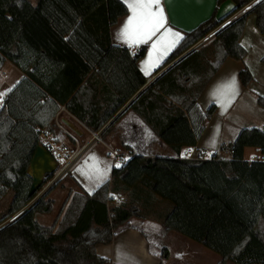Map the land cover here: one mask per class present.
<instances>
[{
    "label": "trees",
    "instance_id": "obj_1",
    "mask_svg": "<svg viewBox=\"0 0 264 264\" xmlns=\"http://www.w3.org/2000/svg\"><path fill=\"white\" fill-rule=\"evenodd\" d=\"M232 1L235 8L223 19L213 16L187 32L163 64V68L172 66L142 90L149 79L137 64L146 48L134 54L130 48L112 46L110 40V28L128 14L120 0H39L37 6L29 0H0V71L7 61L20 65L28 53L43 54L69 70L79 68L83 64L80 53L64 39L61 23L66 20L74 30L82 26L92 36L97 34L100 70L115 60L126 76L110 110L89 120L76 106L79 92L71 89L61 99L47 94L33 73L6 96L0 109V193L12 192L13 199L0 216V264H110L97 254L96 247L110 244L115 232L132 219L160 223L167 233L188 238L218 254L220 264H264V162L244 158L246 148L264 154V130L243 129L233 144L222 149L231 152L228 161L216 155L210 160L182 157L183 149L197 146L217 110L212 105L207 112L201 111L200 96L227 60L243 62L247 56L240 40L250 15L255 16L264 35L261 0L220 30L210 45L195 48L255 0ZM84 68L91 70L88 65ZM240 79L244 87L254 80L247 67L240 72ZM25 90L33 96L30 102L22 98ZM135 96L129 110L176 157L133 154L113 170L111 182L93 195L83 190L73 195L65 211L68 198L53 225L39 222V216L53 213L55 202L50 194L57 187L33 202L37 194L31 196L29 168L40 146L39 130L54 128L60 105H66L87 127L99 131ZM258 103L264 107L263 98ZM117 196H125L126 201L110 206ZM168 259L169 252L163 249L162 264Z\"/></svg>",
    "mask_w": 264,
    "mask_h": 264
},
{
    "label": "crops",
    "instance_id": "obj_2",
    "mask_svg": "<svg viewBox=\"0 0 264 264\" xmlns=\"http://www.w3.org/2000/svg\"><path fill=\"white\" fill-rule=\"evenodd\" d=\"M29 1L33 6H37L39 2L36 0L37 3L34 4L33 0ZM120 1L125 4L124 0ZM259 1L261 0H255L227 19L213 31L214 34L246 14ZM162 6L168 20L165 27H171L174 32H179L183 38L187 32L192 31L213 16L216 17V20H221L235 8L232 0H162ZM129 15L128 9V14L121 17L110 28V40L112 46L118 48H130L132 51L136 47L146 48L145 56L137 64L139 71L149 79L147 85L142 89L144 90L172 66L171 64L163 68L167 57L183 39L175 44H173L174 38L170 34L161 39L164 33L162 28L147 43L129 46L128 43L118 37V33ZM65 21L63 24L61 23L64 28V39L80 53L83 64L79 68L69 70L65 65L52 63L43 54L40 56L28 53L25 55V61L21 62L20 65L10 61L5 63L0 71V93L6 92L7 94L2 99L5 98L11 92L8 91L9 89L13 90L27 75L33 73L41 81L47 94H56L61 99L65 98L71 89L76 90L75 94L79 92V101L76 106L81 113L88 116L89 120L92 116H100L110 110L112 104L119 98L118 88H123L126 76H124L123 71L116 67L115 60L108 62L104 69L100 70L99 64L102 58L99 56L97 34L92 36L82 26L74 30L68 27V23ZM68 21L71 22L70 19ZM67 29L69 30L67 31ZM240 43L247 50L245 60L243 62L227 60L198 100L199 108L203 112H207L212 105H215L217 109L214 116L207 122L205 132L197 146L193 147L195 156L201 155L203 160H210L215 155L219 160H231V152L228 149H222L233 144L243 129L259 128L264 130V107L258 103L259 98L264 99V72L259 70L260 74L257 75L254 63L256 56L262 58V62H264V35L257 28L254 15L248 17ZM153 44L156 45L155 48L152 47ZM31 62L36 66L30 65ZM86 65L91 67L89 72L84 68ZM245 67L255 76L248 87H244L240 79V72ZM23 68L26 71H23ZM145 70L148 71L147 75ZM83 74L88 75H85L81 85H77ZM232 77H235L236 80L237 94H229L230 102L225 101L222 104L214 93L226 85ZM25 92L22 98L26 102H30L33 96L28 90ZM48 97L51 98L50 95ZM135 98L136 96L128 101L103 127L102 139L104 144H94L88 147L64 177L69 182L65 181L61 184L68 188L69 192H67L58 212H56V208L66 190L56 187L50 194V198L55 202V209L49 215L39 216V222L46 226L53 225L68 198L65 211L73 195L82 193V190L93 195L105 183L111 182L113 170L117 168L115 165L119 163L113 157L112 152L129 155V159L133 154L147 158L176 157L174 151L164 144L138 115L129 110V106ZM61 107L66 108V105H60ZM60 110L57 115L63 120L64 125L77 136L82 146L85 145L91 138L90 133L74 120L77 117L71 114L67 108L66 110L74 118L70 117L67 112L60 113ZM77 120L81 122L79 119ZM81 123L93 131L85 123ZM186 150V148L182 150V157L184 158ZM259 155H262V152L256 148H246L244 152V158L249 162L253 161L254 156ZM248 156H252L251 159ZM90 157L98 158L101 169L112 166L107 172L106 178L100 181L88 179L81 171H77V169L93 171L88 167L94 164V161L89 159ZM195 159L196 157H194ZM125 201V196H117L110 204L117 206L120 202ZM64 213L61 215L59 223ZM47 220L51 221L47 222ZM163 249H167L169 252V259L163 264H220L221 262V257L218 254L188 238L175 233H167L162 225L154 220H130L127 225L120 227L115 232V237L110 244L98 245L96 252L100 257L109 260L110 264H162Z\"/></svg>",
    "mask_w": 264,
    "mask_h": 264
},
{
    "label": "snow or ice",
    "instance_id": "obj_3",
    "mask_svg": "<svg viewBox=\"0 0 264 264\" xmlns=\"http://www.w3.org/2000/svg\"><path fill=\"white\" fill-rule=\"evenodd\" d=\"M124 3L128 7L130 15L121 31L118 33V37L128 43L129 46L147 43L148 40L156 35L162 28L164 29V33L161 39H163V36L169 34L174 38L173 44L183 39V36L179 32H174L171 27H165L168 20L165 9L162 6V0H124ZM152 47L155 48L156 45L153 44ZM145 74H148L147 70H145ZM8 91H11V89ZM237 91L235 77H232V79L226 85L218 89L214 95L224 104L225 101L230 102L229 94L235 95ZM6 94V92L0 93V107L3 106L2 97ZM89 159L94 161L93 165L88 166L90 169H93V171H85L84 169H77V171H81L88 179L100 181L106 178L107 172L112 166L101 169L99 167L98 158L90 157ZM115 167L119 168L121 165L117 164Z\"/></svg>",
    "mask_w": 264,
    "mask_h": 264
},
{
    "label": "built area",
    "instance_id": "obj_4",
    "mask_svg": "<svg viewBox=\"0 0 264 264\" xmlns=\"http://www.w3.org/2000/svg\"><path fill=\"white\" fill-rule=\"evenodd\" d=\"M134 54H139L141 52L140 47H136L133 50ZM6 97L2 99V105L4 104ZM61 112H67L68 115L74 118L65 107L60 108ZM76 120L80 125H82L91 135L90 140L85 144L81 145L80 141L78 140L77 136L74 135L67 126L64 125L63 120L60 118L59 115L56 116L54 120V128L46 127L39 130V145L44 147L54 161L57 164V170L51 176L37 196L34 198L33 202L37 201L40 197L50 191L59 181H61L67 173L70 171L72 166L80 159L83 152L90 146L94 144H104L102 135H103V128L99 131H90L87 129L81 122ZM186 151L185 158L194 159L196 160L202 159V156H195L194 148H188ZM113 157L118 162L123 163L129 155H122L117 152H112ZM253 161H260L264 162V154L259 156H254Z\"/></svg>",
    "mask_w": 264,
    "mask_h": 264
},
{
    "label": "water",
    "instance_id": "obj_5",
    "mask_svg": "<svg viewBox=\"0 0 264 264\" xmlns=\"http://www.w3.org/2000/svg\"><path fill=\"white\" fill-rule=\"evenodd\" d=\"M56 170L57 164L54 159L44 147L39 146L29 168V175L33 180L31 196L40 192L47 180L53 176Z\"/></svg>",
    "mask_w": 264,
    "mask_h": 264
},
{
    "label": "rangeland",
    "instance_id": "obj_6",
    "mask_svg": "<svg viewBox=\"0 0 264 264\" xmlns=\"http://www.w3.org/2000/svg\"><path fill=\"white\" fill-rule=\"evenodd\" d=\"M33 1H34V2H33L34 4L37 3L36 0H33ZM216 34H217V33H216ZM216 34H214V32L210 33V34H209L207 37H205V38H204L199 44H197V45L195 46V48H200V47H204V46H208V45H210V44L213 42L214 38L216 37ZM261 59H262V58H261ZM261 59H260L258 56H256L255 59H254V63H255V71H256V74H257V75L260 74L259 70H261L262 72H264V62H262L263 59H262V60H261ZM253 76H254V75H253ZM254 79H255V76H254ZM263 85H264V82H263ZM248 157H249V159H251L252 156H248ZM126 160L128 161L129 158L126 159ZM126 160H125L123 163H125ZM123 163L119 162L118 164H119V165H122ZM65 181L69 182L67 178H64V179H62L61 181H59L58 184L55 185V186H57V189L63 188V189L66 190L65 194L62 196L61 201L59 202L58 207L56 208V212H58V210L60 209V207H61V205H62V203H63V201H64V198H65L66 195H67V192H69L68 188H66L64 185H62L63 182H65ZM61 183H62V184H61ZM12 199H13V193H12V192H9L8 194H7V192L0 193V216H1V214L4 213V211L10 206V204H11V202H12ZM120 203H122V202H120ZM120 203H119V204H120ZM110 206H114V205H111V204H110ZM50 221H51V220H47V222H50Z\"/></svg>",
    "mask_w": 264,
    "mask_h": 264
}]
</instances>
